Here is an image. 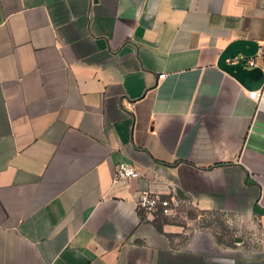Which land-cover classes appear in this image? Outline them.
<instances>
[{"label":"crops","instance_id":"1","mask_svg":"<svg viewBox=\"0 0 264 264\" xmlns=\"http://www.w3.org/2000/svg\"><path fill=\"white\" fill-rule=\"evenodd\" d=\"M235 39L264 70V0H0V264H264V84L217 66ZM141 190L248 229L159 230Z\"/></svg>","mask_w":264,"mask_h":264},{"label":"water","instance_id":"2","mask_svg":"<svg viewBox=\"0 0 264 264\" xmlns=\"http://www.w3.org/2000/svg\"><path fill=\"white\" fill-rule=\"evenodd\" d=\"M259 46L251 39H235L219 54L217 66L232 75L245 89L259 90L264 84V70L250 66L248 59L257 55Z\"/></svg>","mask_w":264,"mask_h":264},{"label":"built area","instance_id":"3","mask_svg":"<svg viewBox=\"0 0 264 264\" xmlns=\"http://www.w3.org/2000/svg\"><path fill=\"white\" fill-rule=\"evenodd\" d=\"M250 66H255L254 58L248 59ZM164 75H159L163 78ZM259 90L249 91V96L255 98L258 96ZM140 173L135 165L121 162L117 165L113 184L126 179H135L139 177ZM137 209L144 213L147 217L154 218L156 215L173 216L176 212L179 202L174 196H162L151 190H141L138 192L135 199Z\"/></svg>","mask_w":264,"mask_h":264},{"label":"rangeland","instance_id":"4","mask_svg":"<svg viewBox=\"0 0 264 264\" xmlns=\"http://www.w3.org/2000/svg\"><path fill=\"white\" fill-rule=\"evenodd\" d=\"M197 214L203 216L198 221H191V218L195 217ZM166 220H168L167 217ZM170 220L175 224L183 225L185 227V230H183L185 235L189 234L196 228L202 227L205 225L206 221L210 222L211 228L214 229L220 237L240 235L243 234V229H248L247 222H237L228 214H223V212L211 214L197 213V210L190 205L180 206L179 211L175 213Z\"/></svg>","mask_w":264,"mask_h":264},{"label":"trees","instance_id":"5","mask_svg":"<svg viewBox=\"0 0 264 264\" xmlns=\"http://www.w3.org/2000/svg\"><path fill=\"white\" fill-rule=\"evenodd\" d=\"M156 226H157V229L161 230V225L163 223H166L167 220H166V216H162V215H156L154 218H153Z\"/></svg>","mask_w":264,"mask_h":264}]
</instances>
